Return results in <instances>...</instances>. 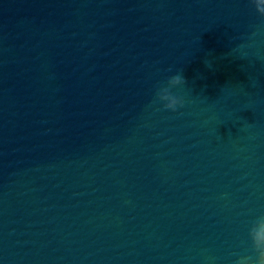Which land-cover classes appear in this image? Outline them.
<instances>
[{
    "label": "water",
    "instance_id": "water-1",
    "mask_svg": "<svg viewBox=\"0 0 264 264\" xmlns=\"http://www.w3.org/2000/svg\"><path fill=\"white\" fill-rule=\"evenodd\" d=\"M0 264H264L251 0H0Z\"/></svg>",
    "mask_w": 264,
    "mask_h": 264
},
{
    "label": "clouds",
    "instance_id": "clouds-1",
    "mask_svg": "<svg viewBox=\"0 0 264 264\" xmlns=\"http://www.w3.org/2000/svg\"><path fill=\"white\" fill-rule=\"evenodd\" d=\"M251 3L256 11V13L261 16L264 17V8L260 7L257 3V0H251ZM170 81L175 84V85H180L185 83L182 75H177L174 76L170 79ZM182 106V101L176 97L173 98L172 104L168 105L165 109L166 110H171V111H175L177 109V107Z\"/></svg>",
    "mask_w": 264,
    "mask_h": 264
}]
</instances>
